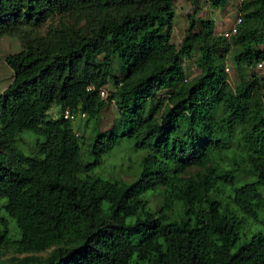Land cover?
<instances>
[{
  "label": "trees",
  "instance_id": "1",
  "mask_svg": "<svg viewBox=\"0 0 264 264\" xmlns=\"http://www.w3.org/2000/svg\"><path fill=\"white\" fill-rule=\"evenodd\" d=\"M174 3L90 0L92 19L71 25L55 19L79 0H0V37L22 44L6 56L14 78L0 91V197L18 226L0 215V249H50L11 264H264V80L232 88L225 72L232 37L238 66L264 62V0L242 1L232 37L190 14L180 45ZM197 47L201 71L189 79L183 56ZM111 100L120 116L102 131ZM66 108L86 112V157ZM25 131L37 135L28 152ZM123 139L143 152L140 171L131 180L97 172ZM230 156L237 166L221 162ZM190 164L205 169L184 175ZM243 164L246 179L234 173Z\"/></svg>",
  "mask_w": 264,
  "mask_h": 264
},
{
  "label": "rangeland",
  "instance_id": "2",
  "mask_svg": "<svg viewBox=\"0 0 264 264\" xmlns=\"http://www.w3.org/2000/svg\"><path fill=\"white\" fill-rule=\"evenodd\" d=\"M243 0H225L223 4H216L214 0H199L195 5L191 0H175V18L172 27V41L177 45L182 42L185 34L186 27L189 24L190 14H194L197 20L198 27H201V20H210L213 22V30L216 34H220L222 31L227 30L233 22L236 20L237 15L241 13V4ZM93 14L91 11L90 0H79L78 6L66 15H57L56 21L63 19L67 24L82 25L85 22L92 19ZM232 42L229 51L225 57V72L228 81L232 88H236L241 81L249 80L256 74L261 80H264V66L259 65L238 66L234 60V53L240 48V46L234 42V37L230 38ZM263 43H259L256 46V51L263 49ZM22 44L20 39L16 35L6 34L0 37V91L5 89L14 78L13 69L7 64L6 56L21 50ZM200 56V48H196L191 55L183 56V65L186 76L189 79L196 77L201 68L198 65V58ZM229 65V69H227ZM114 70L117 75H122V70L117 59L114 60ZM107 95H109L115 88L114 81H110L105 85ZM107 95L103 97H107ZM50 116L58 115V107L54 105L49 110ZM120 113L113 100L103 109L100 119V129L102 131L109 130L114 127L116 121L119 119ZM76 130L80 134H84L86 137V143L83 148L84 156L88 155L89 142L91 141L92 130L91 127H83L85 120L81 116H78L73 120ZM37 135L31 131H25L22 133L21 147L24 151L28 152L34 144ZM143 156V152L134 148L132 142L123 139L118 147H116L111 153L107 154L101 166L96 168L97 172L103 173L109 176H121L127 180L133 179L138 171H140V161ZM220 159L218 158V163ZM223 164L228 163L229 166H237L233 161L232 156L227 159H221ZM216 163V162H215ZM213 162L208 163V166L215 164ZM246 164H243L241 168L234 171L238 176L246 179L249 175ZM184 175H195L197 172L204 171V167L197 164H190L187 167ZM6 197H0V215H4L8 218L10 228L12 232L18 231L16 220L10 216L5 210L3 204L6 202ZM162 201L160 194H154L150 203L153 208ZM179 209V205H175V211ZM50 249L41 252H18L13 246L0 249V264H11L13 261L27 255V254H48Z\"/></svg>",
  "mask_w": 264,
  "mask_h": 264
},
{
  "label": "built area",
  "instance_id": "3",
  "mask_svg": "<svg viewBox=\"0 0 264 264\" xmlns=\"http://www.w3.org/2000/svg\"><path fill=\"white\" fill-rule=\"evenodd\" d=\"M241 22H242V15H241V13H239L237 15L236 20L233 22V24L227 30L222 31L221 33L225 37H232L235 33L238 32L239 25H240ZM257 64L260 67L264 66V62L263 61H259ZM226 68L229 69L230 68L229 65H227ZM100 93H101L102 96L107 95L106 87H102L100 89ZM85 115H86L85 111L74 112L70 108H66L64 110V117L69 118V119H76L78 116H85Z\"/></svg>",
  "mask_w": 264,
  "mask_h": 264
}]
</instances>
